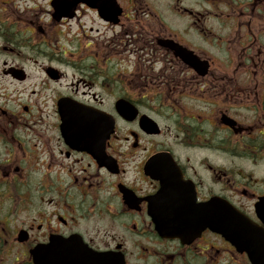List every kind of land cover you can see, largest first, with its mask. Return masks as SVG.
Listing matches in <instances>:
<instances>
[{
    "label": "flooded vegetation",
    "instance_id": "af4514ba",
    "mask_svg": "<svg viewBox=\"0 0 264 264\" xmlns=\"http://www.w3.org/2000/svg\"><path fill=\"white\" fill-rule=\"evenodd\" d=\"M0 264H264V0H0Z\"/></svg>",
    "mask_w": 264,
    "mask_h": 264
},
{
    "label": "water",
    "instance_id": "95a60500",
    "mask_svg": "<svg viewBox=\"0 0 264 264\" xmlns=\"http://www.w3.org/2000/svg\"><path fill=\"white\" fill-rule=\"evenodd\" d=\"M198 223L200 226L202 227H211V228H214L215 226H217L218 224L216 223H213L214 221L211 220V219H207V220H201L200 218H197L195 220L193 219H177L175 221V223L177 224V226H180L181 228H184V227H190V223ZM224 222H225V226H224V229L225 230H229V231H232L231 229L232 228H235L236 225H234V223H238V219H233V218H230V219H224Z\"/></svg>",
    "mask_w": 264,
    "mask_h": 264
}]
</instances>
